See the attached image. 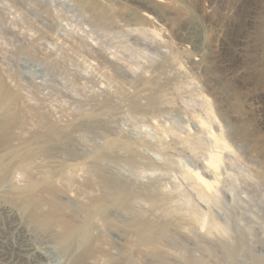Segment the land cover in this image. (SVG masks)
Wrapping results in <instances>:
<instances>
[{
    "label": "rangeland",
    "instance_id": "rangeland-1",
    "mask_svg": "<svg viewBox=\"0 0 264 264\" xmlns=\"http://www.w3.org/2000/svg\"><path fill=\"white\" fill-rule=\"evenodd\" d=\"M0 79L12 94L0 108L4 253L264 264V0H0ZM97 205L112 227L96 217L99 230L63 250V227ZM30 214L61 221L44 230Z\"/></svg>",
    "mask_w": 264,
    "mask_h": 264
},
{
    "label": "bare ground",
    "instance_id": "bare-ground-1",
    "mask_svg": "<svg viewBox=\"0 0 264 264\" xmlns=\"http://www.w3.org/2000/svg\"><path fill=\"white\" fill-rule=\"evenodd\" d=\"M216 3H220V2H213V5H215ZM221 4V3H220ZM150 19V17H149ZM7 97H12V94H9V96H6V87H5V84L2 82V79H0V108L4 106V103H5V100ZM46 134H42L43 136L41 137L42 141L43 140H48L47 143L49 141L52 142V140L55 138V136L57 135V132L54 131V130H47L45 132ZM57 138V137H56ZM39 139V138H38ZM36 139V137H34L33 140H38ZM41 143V141H40ZM39 143V144H40ZM207 167H208V171L211 172L209 169L215 171V168L216 166L214 165V163H212L211 161L207 162ZM0 168H1V165H0ZM205 169V168H204ZM203 169V170H204ZM207 169V168H206ZM205 169V170H206ZM10 170L12 169H4L2 168L1 171H0V184L4 182L5 180V175L6 173H9ZM207 171V172H208ZM95 172V171H94ZM193 176H195L196 180L199 181L200 184H202L207 190H209L210 188H213L214 187V181L212 180V182L209 181L210 176L207 174V173H199V172H195V174H193ZM204 176V177H203ZM205 177H209V179H206ZM219 177V176H218ZM214 179V178H213ZM218 179V178H217ZM195 184V183H194ZM216 184V183H215ZM216 186V185H215ZM193 187V186H192ZM195 187V186H194ZM194 190V189H193ZM196 191V190H195ZM216 198V197H215ZM190 200V199H189ZM111 201V200H110ZM194 201V200H193ZM210 201V200H209ZM189 202V201H187ZM212 202V201H211ZM211 202H208V203H211ZM194 203V202H193ZM94 204V203H93ZM192 204V203H191ZM3 205V204H2ZM6 205V204H5ZM111 205L112 204V201H111ZM194 205V204H193ZM114 206V205H113ZM21 207L23 208H27L28 206L26 204H23L21 205ZM81 210V209H80ZM80 210H76L74 211L75 213L72 214V217L69 216V221L72 223L74 221H76L75 219L77 218L78 214L80 213ZM1 211L4 215H6L7 217L13 219V222L12 224L8 225L7 227H9V230L10 232L13 234V235H17V239L18 240H21L20 238H24V226L22 225L21 223V218L19 216V214H17L13 209H11L9 206H2L1 208ZM195 211V210H194ZM106 209H104L103 207H100L99 205L95 206L93 208V211L91 212H86L85 213V217L83 218V223L81 224V226L79 227H76V226H71L69 223V225H65L64 228V235H60L61 237L59 238V245L61 247H64V249L68 250V249H73V248H76L77 245L81 242H84V240H89V237H91V232L92 230L93 231H96L99 230V228H97V226L95 224H93L94 222V218L96 217H99L101 218L102 221H104L108 226L109 228L112 227V224H111V221L109 220V218L106 216ZM201 213V212H200ZM208 213L206 212H203L201 216H203L205 218V221L208 222L207 224H211L212 227L214 226V223L213 224V221H208L207 219V215ZM8 218V219H9ZM200 218V217H199ZM203 218V219H204ZM1 219V217H0ZM5 219V218H4ZM3 219V220H4ZM62 219V217H61ZM196 219V218H195ZM194 219V220H195ZM28 220L31 224L37 226L38 228L41 227L42 229L44 230H47L52 227V224L54 222H59L61 220H59L57 218V220H54V215H41V216H37V215H32L30 214L29 217H28ZM54 221V222H53ZM100 221V220H99ZM3 222V221H2ZM96 222V221H95ZM102 223V222H101ZM202 224V223H201ZM6 225V224H5ZM217 225V224H216ZM34 226V227H35ZM58 226V225H56ZM200 226V225H199ZM216 229V227H214ZM5 230V229H4ZM107 230V229H106ZM110 230V229H109ZM2 231V230H1ZM27 232V231H26ZM49 232V231H47ZM54 233V232H53ZM63 233V232H62ZM145 233V231H142V234L139 233L140 236H143V234ZM30 234V233H29ZM47 234V233H46ZM51 234V233H50ZM49 234V235H50ZM99 234V233H98ZM5 236V235H4ZM10 236V235H8ZM7 236V237H8ZM95 238V237H94ZM97 238V237H96ZM5 239V238H4ZM147 238H142L140 237V240L137 241L138 245H140L141 247L146 245L147 242L149 241H146ZM24 240V239H22ZM21 240V242H22ZM29 240V239H28ZM11 241V240H10ZM26 241V240H25ZM12 242V241H11ZM8 243V241H4V240H1L0 239V258L2 259V261L4 262V264H22L23 263H26L28 264V261L30 258H38L39 259V256L40 254L36 251V249L33 247V246H26V247H14L12 252V254H7V253H4V249L2 247V245L5 247V245ZM10 243V242H9ZM20 243V242H19ZM26 243V242H25ZM31 243V242H30ZM29 244V242H28ZM27 244V245H28ZM56 244V242H55ZM95 244V243H94ZM8 245V244H7ZM30 245V244H29ZM33 245V244H32ZM58 245V246H59ZM82 245V244H81ZM10 248V247H9ZM12 249V248H11ZM64 253V252H63ZM43 254V253H42ZM44 259V258H43ZM32 260V259H31ZM46 260V259H45ZM76 260V259H74ZM48 263V262H47ZM33 264V263H32ZM42 264V263H41ZM74 264H82V263H74Z\"/></svg>",
    "mask_w": 264,
    "mask_h": 264
}]
</instances>
